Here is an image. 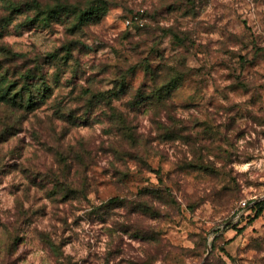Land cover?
I'll list each match as a JSON object with an SVG mask.
<instances>
[{
	"label": "rangeland",
	"instance_id": "1",
	"mask_svg": "<svg viewBox=\"0 0 264 264\" xmlns=\"http://www.w3.org/2000/svg\"><path fill=\"white\" fill-rule=\"evenodd\" d=\"M160 2L162 7L158 8L154 15L147 11L139 12L133 8H128L126 12L118 11L117 15L111 19L107 30L111 39L103 40L95 46L81 43L79 39L61 42V34L55 31L52 33V36H55L54 40L41 33H33V37L39 36V39L34 40L28 48L18 45L20 50L17 53L25 55L15 62L16 64L9 63L8 57L3 55L5 50L11 49L0 46L2 52L0 65L5 67L12 65L11 72L13 68H16L15 74L18 76L29 69H34V72L39 71L44 64L50 65L62 60L67 65L68 61H73L76 67L65 85L70 95L77 91L81 83L84 85L83 92L94 85L103 87L105 78L124 92L128 87L126 77L110 75V69L116 61L131 59L138 63H145L147 69H151V62L160 60L166 52L178 56L180 62L184 64L191 58L192 63L197 65L189 73L181 74L175 79L181 80L185 86H195L197 92H200L202 91L200 85L208 87L209 84L205 81L211 77L213 81L211 86L215 89L213 96L207 99V106L203 110L195 102L182 106V110L188 113V122H181V129L184 132H196L199 129L196 136H182L175 131L165 135L161 143L168 148V154L160 155L154 166L144 169L145 182L151 179L158 182L159 187L142 184L137 188L138 193L152 195L162 206H165L166 210L157 211L151 216L153 221L151 228H141L131 235H129V228L124 226L117 228L110 219L97 217V209L84 212L80 206L81 200L91 202L93 198L99 199L101 194L105 200L100 208L123 206L124 201L120 200L118 204L107 205L111 198L117 197L114 194L116 186L109 182L111 176L107 168L94 164L89 169L88 188L63 196L52 186L49 187L48 183L40 181V177L46 175L44 171H38L34 167L30 169L19 162L3 163L0 166V229L6 232L13 224H19L20 228L16 229L19 232L24 225L38 223L49 242H52L53 237L59 239V246L54 251L41 247L38 249L36 259L28 264H58L54 253L59 252L61 248L64 252L59 254L67 253L69 257L67 264H113L117 257H124L117 261V264H125V261L127 264H141L140 261L125 256L124 236H127L128 241L131 242L128 248L132 251L147 248L156 255L163 254L165 259L160 261V264H264V210L255 217L254 211L250 208L255 201L264 198V171H262L264 169V151H262L264 150V140H262L264 130L260 128L262 122L251 111H244L239 103L228 105L226 108L217 107L215 103L216 94H220L223 99H228L221 89L215 86L217 83L222 82L237 99L242 95L248 96L253 88L257 92L264 90V82L257 83L254 80L250 85L244 81L237 83L238 77L234 78L230 67V61H239L242 70L246 71L251 66L259 68L256 55L247 59L246 51H233L241 47L238 43H233L232 48L224 47L223 38L229 27L250 30L251 25L248 23V18L243 17L242 14L234 16L235 9L231 7V4L239 3V0H231L230 3H225L224 0H181L180 3L160 0ZM116 8H119V4ZM9 9L10 13L6 19H10L14 14L22 13L24 6L7 3L2 10L7 12ZM157 16L174 20L173 28L163 31V38L154 35L148 25L141 26L138 23L139 20L144 19L154 20ZM175 17L179 19L175 20ZM103 20L104 14H101L97 15L93 22L99 26ZM29 24L34 25V21L29 20ZM75 35L74 29H69L63 34V36L73 37ZM9 38L19 39L20 37L10 34ZM37 47L41 50L33 55ZM105 48L109 49L112 55L110 57L109 53L105 52L104 63L97 70L99 53ZM243 48L246 49L247 45H243ZM256 51L260 52L264 49L258 46ZM74 52L77 53L75 57ZM60 53L64 55L60 57ZM84 57L91 58L88 68L84 67L87 63ZM157 67L161 68L162 65L158 64ZM90 71L91 75H89ZM249 75L251 76L252 73L249 72ZM258 77L260 81H264V73H258ZM14 78L11 77V80ZM21 84L18 85V89L21 88ZM190 99L195 100V93ZM256 102H258L256 93L244 101V103L252 104L253 107ZM238 108L239 111H237ZM218 118H220L219 123H217ZM248 121H251V124ZM102 123L105 122L97 121L96 128L99 131H94L88 123L74 126L79 128V138H72L75 144L80 142V138L88 137L83 143L87 144L93 152L96 151L92 146V137L110 135L107 128L100 126ZM252 125L256 127L253 128ZM221 127L226 133L234 132V139L223 149L228 163L235 165L232 171L236 173L234 176L229 174L230 179L224 177L228 180L227 183L221 179L222 172L211 165H183L178 161H172L173 155L183 156L185 151L191 154L192 143L205 141L206 143L200 145L202 150L208 148L207 142L218 146L223 144L224 137L217 139V130ZM53 130L39 127L35 133L34 143L25 147L26 153L28 149H31L29 160L51 161L59 167L60 161L57 160L53 152V144L50 143ZM5 131L7 132V129ZM60 136L66 138L63 128H60ZM2 142L7 143V140ZM23 143L22 140L21 144ZM18 148L19 145H16L9 151L13 161L17 160ZM99 154L107 156L110 152L100 149ZM93 172L98 173L100 177L96 185L92 182ZM160 172H166V177L161 176ZM243 177L248 179H244L241 184ZM76 182L79 185V179ZM94 186L96 190H90ZM37 190L43 195H33ZM209 196L213 198L209 199ZM30 199L31 204L28 203ZM241 199L247 201V207L241 206ZM26 204L27 207H25ZM66 205L67 208H65ZM136 210V208L132 209L133 212ZM60 212L64 214L59 215ZM77 212L79 215L76 214ZM69 213H71L70 221ZM216 216L220 219L213 223ZM205 224L210 225V228H205ZM113 229L115 232L123 233V236L118 237L115 242H113L115 235ZM204 232H208V236H203ZM209 237H211L210 240ZM9 239L11 250L12 247L23 244L28 237L16 235L14 239L11 237ZM74 245H78V248ZM78 251L86 253L79 260L73 256V253ZM32 255L33 252L29 249L27 254L22 253L21 257L27 261V257ZM143 264H150V262L144 261Z\"/></svg>",
	"mask_w": 264,
	"mask_h": 264
},
{
	"label": "clouds",
	"instance_id": "2",
	"mask_svg": "<svg viewBox=\"0 0 264 264\" xmlns=\"http://www.w3.org/2000/svg\"><path fill=\"white\" fill-rule=\"evenodd\" d=\"M168 2L180 3L181 0H168ZM224 2L230 3L231 0H224ZM7 3L24 6V10L22 13L12 15L10 19H6L10 9L7 12L2 9L6 7ZM117 4H119V8H116ZM160 7H162L160 0H0V46L8 47L15 53L20 50L18 45L28 48L34 40L39 39V36L33 37V33H41L54 40L55 36H52L54 31L61 34V42L79 39L81 43L95 46L103 40L111 39L107 30L111 19L117 15L118 11L126 12L128 8H133L139 12L147 11L154 15ZM231 7L235 9L234 16L242 14L243 17L248 18L251 29L237 30L229 27L223 38L225 40L224 47L232 48L233 43H238L241 47L233 49V51H246L247 59L256 55V63L259 64V68L251 66L245 71L240 68L239 61H230L233 76L234 78L238 77L237 83L244 81L250 85L254 80L257 83L264 82L260 81L258 77V73H264V51H256L258 46L264 49V0H239V3H233ZM101 14H104V20L98 26L93 21L97 15ZM174 19L178 20L179 17ZM29 20L34 21V25H30ZM138 23L141 26L148 25L154 35L163 38V31L172 29L174 20L162 19L157 16L154 20L144 19L139 20ZM69 29L75 30L74 37L63 36ZM10 34H15L20 38L10 39ZM243 45H247V48L244 49ZM40 50L37 47L32 54L35 55ZM105 52H108L110 57L112 55L107 48L100 52L97 70L104 63ZM63 55L64 53L59 54L60 57ZM76 55L77 53L74 52L73 56ZM83 59L87 61L84 67L88 68L91 58L84 57ZM158 64L162 67L158 68ZM75 67L76 64L73 61H68L67 65L62 60L50 65L44 64L41 70L35 72V78L20 96H16L14 99L8 97L0 101V166L3 163L19 162L30 169L34 167L36 170L46 173L40 177L41 182L48 183L51 187L52 183L59 179L64 182L63 187L67 189L76 187L74 181L77 179L83 182L84 176L87 175L84 172L85 168H91L94 164H98L99 167L108 169V174L111 176L109 182L116 186L114 194L124 203L122 207L100 208L101 203L105 200L101 194L99 199L93 198L91 202L81 200L80 206L83 211L91 212L93 209H97V217L110 219L117 228L120 226L129 228V235L141 228H151L153 226L151 216L157 211H165L166 208L152 195L138 193L137 188L142 184L159 187L158 182L151 179L145 182L144 169L154 166L160 155L168 154V148L161 143L165 135L175 131L182 136L195 137L196 133L200 131L199 129L196 132L182 131L180 123L188 122V113L182 110V106L195 102L203 110L207 106V99L212 97L215 91L211 86L212 78L209 77L205 81L209 84L208 87L200 85L202 88L200 92H197L195 86H185L181 80L175 78L181 74L189 73L197 65L192 63L191 58L184 64L180 62L178 56L166 52L160 60L151 62V69H147L145 63H138L131 59L116 61L110 69V75L126 77L128 87L124 92H121L119 87L109 83L105 78L103 87L100 85L91 86V91L85 94L83 92L84 85L81 83L77 91L70 95L69 89L65 85ZM249 72L252 73L251 76ZM89 75H91V71ZM213 75L216 74L213 73ZM174 79L175 83L172 82ZM215 86L219 87L221 92L228 97V99H223L220 94H216L217 107L224 106L226 108L228 105L239 103L244 111H251L255 117L259 118L262 122L260 128L264 130V90L257 92L253 88L248 96L242 95L237 99L231 91L224 87L222 82ZM97 92L104 93V95H96ZM194 93L195 100L193 101L190 97ZM253 93H256L258 100L254 107L252 104L244 103ZM93 96H95L94 99ZM200 97H204V99H200ZM89 100H91L90 104ZM239 110L238 108L237 111ZM97 121L105 122L100 126L107 128L110 135L92 137V146L96 151L91 156L83 155L82 149L78 145L70 146L75 144L73 137L79 138V128H74V126L88 123L94 131H99L96 128ZM219 122L220 118L217 119V123ZM248 123L251 124V121ZM40 126L56 130L51 133L50 143L53 144V152L57 156V160L60 161L59 167L51 161L28 159L31 149H28L26 153L25 147L34 143L35 133ZM252 127L255 128L256 125H252ZM60 128L64 129L66 138H61ZM217 132V139L224 137L223 144L218 146L207 142L208 148L202 150L200 145L206 143L205 141L192 143L191 154L185 151L183 156L173 155L172 161H178L183 165H211L222 172L221 179L227 183L228 180L224 177L230 179L229 174L234 176L236 173L232 171L235 165L228 163L223 149L227 147L228 142L234 139V132L226 133L223 127ZM9 137L11 138L9 139ZM249 138H252L251 135ZM87 139L88 137L80 138V142L83 143ZM4 140H7V143H3ZM22 140L23 144H21ZM16 145H19L16 152L17 160L13 161L9 156V151ZM100 149L107 150L110 154L107 156L99 154ZM69 170L71 175H69ZM160 175L166 177V172H160ZM99 179V174L93 172L92 182L94 185L99 183ZM244 179H248V177L241 178V184ZM165 183H167V179H165ZM90 190H96L95 186ZM33 195L41 196L43 193L37 190ZM208 198L212 199L213 197L209 196ZM28 203L31 204V199ZM240 203H244V200L241 199ZM27 206L26 204L25 207ZM33 207H38V205H33ZM133 208L137 210L133 212ZM58 214L63 215L64 213ZM76 214L79 215V212ZM70 218L71 213H69V221ZM219 219L220 217L216 216L213 223ZM204 227L210 228V225L205 224ZM17 228H20L19 224H13L6 232L0 229V264H28L36 259L39 248L44 247L49 251H54L59 246V239L53 237L52 242H49L38 223L24 225L19 232L16 231ZM113 231L115 232V229ZM16 235L27 236L28 239L10 250L11 240L9 237L14 239ZM202 235L208 236V232H204ZM120 236H123L122 232H115L113 242ZM123 238L125 240V256L140 261L141 264L144 261H149L150 264H160V261L165 259L163 254L156 255L147 248H138L136 251H132L128 248V244L131 242L128 241L127 236ZM210 239L211 237H209ZM74 247L78 248V245H74ZM29 249L32 250L33 255L27 257L26 261L21 257V254L26 255ZM59 252H64V249H59ZM59 252L54 253L55 260L58 264L59 262L67 264L69 259L67 253L60 255ZM85 255L86 253L82 251L73 253L77 260ZM121 259L124 257H117L113 264H117V261Z\"/></svg>",
	"mask_w": 264,
	"mask_h": 264
},
{
	"label": "trees",
	"instance_id": "3",
	"mask_svg": "<svg viewBox=\"0 0 264 264\" xmlns=\"http://www.w3.org/2000/svg\"><path fill=\"white\" fill-rule=\"evenodd\" d=\"M0 53H2L0 51ZM4 56L8 57L9 63H15L19 61L20 58L24 57L25 54L22 53H13L11 50L7 49L4 51ZM16 64V63H15ZM13 66L10 65L9 67L1 66L0 65V101L5 100L8 97H11L14 99L16 96H20L28 87L31 81L35 78V72L34 69L26 70V72L18 76L15 74L16 68H13L11 72V68ZM17 72V71H16ZM11 77H15L13 80H11ZM22 83V84H21ZM23 85L21 88L17 91L18 85ZM125 85V84H124ZM91 88H87L85 90V94L90 92ZM96 95H104V93L97 92ZM95 96H93V99ZM88 103H91V100L88 101ZM55 132V129L53 130ZM85 142V141H83ZM78 145L82 149L83 155L91 156L93 151L89 148V146L84 143L78 142L77 144L70 145V146H76ZM63 159V158H61ZM90 168H85L84 172L87 174L83 178V182L79 180V185L76 181L74 183L76 184V187H69L65 189L63 187V181L57 179L55 183H52V188L55 189L57 192L61 193L63 196L68 195L69 193H73L76 190H82L87 189L90 185V174H89ZM71 171L69 170V175H71ZM79 175V174H78ZM119 199L117 197L111 198V200L108 201L107 205L111 204H118ZM251 210L254 211L255 217L258 216L263 210H264V199H261L259 201H255L253 205L250 207Z\"/></svg>",
	"mask_w": 264,
	"mask_h": 264
},
{
	"label": "built area",
	"instance_id": "4",
	"mask_svg": "<svg viewBox=\"0 0 264 264\" xmlns=\"http://www.w3.org/2000/svg\"><path fill=\"white\" fill-rule=\"evenodd\" d=\"M129 23V22H128ZM264 199V198H263ZM242 207H247V201H244V203L241 204Z\"/></svg>",
	"mask_w": 264,
	"mask_h": 264
}]
</instances>
